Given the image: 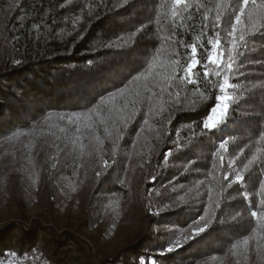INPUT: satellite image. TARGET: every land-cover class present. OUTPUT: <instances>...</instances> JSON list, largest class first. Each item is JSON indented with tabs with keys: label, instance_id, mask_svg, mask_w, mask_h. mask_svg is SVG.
<instances>
[{
	"label": "trees",
	"instance_id": "trees-1",
	"mask_svg": "<svg viewBox=\"0 0 264 264\" xmlns=\"http://www.w3.org/2000/svg\"><path fill=\"white\" fill-rule=\"evenodd\" d=\"M61 191L123 243L21 216L0 264H264V0H0V198Z\"/></svg>",
	"mask_w": 264,
	"mask_h": 264
},
{
	"label": "rangeland",
	"instance_id": "rangeland-1",
	"mask_svg": "<svg viewBox=\"0 0 264 264\" xmlns=\"http://www.w3.org/2000/svg\"><path fill=\"white\" fill-rule=\"evenodd\" d=\"M217 113H220L218 110ZM60 201L53 210L49 209L47 202L42 203V195L31 197L32 200L26 205H17L10 200L0 198V222H6L10 219H19L24 216L26 219H32L37 216H43L48 224H55L64 228L66 223L78 226L81 236L87 239H94L96 236H103L108 248L118 247L123 243L126 231L130 228L126 217L131 216V210L125 212L113 209L114 214L110 213L103 221L95 222V225H83L82 207L80 200L68 196L63 191L59 192ZM73 196V195H72ZM76 198V197H75ZM90 226V227H89Z\"/></svg>",
	"mask_w": 264,
	"mask_h": 264
},
{
	"label": "snow or ice",
	"instance_id": "snow-or-ice-1",
	"mask_svg": "<svg viewBox=\"0 0 264 264\" xmlns=\"http://www.w3.org/2000/svg\"><path fill=\"white\" fill-rule=\"evenodd\" d=\"M253 3V4H255V0H243V5H248L249 3ZM175 3L176 4H180V3H182V0H175ZM240 11L241 12H243L244 11V7H241L240 8ZM217 19H219V17H217ZM240 19H241V17L240 16H236V22H237V24L240 22ZM233 30L235 31L236 30V25H233ZM239 39L242 41V40H244L245 39V37H244V35H241L240 37H239ZM207 59H208V61H210L212 64H217V59H218V56H213V55H209L208 57H207ZM17 63H19V61H17ZM199 66V62H198V60L196 59V48L195 47H193L192 48V60H191V62L188 64V68H187V72L188 73H191L195 68H197ZM217 76H219L220 75V72L219 71H217ZM205 75H210L209 73H205ZM190 78V77H189ZM228 87H230V85L228 84V81L227 80H225L222 84H220V88H221V90H224V89H226V88H228ZM216 99L217 100H219V101H225V100H228L229 99V97H227V96H224V95H221V96H217L216 97ZM221 106L220 105H218L217 106V108H213L212 109V111H213V113H216L217 112V110H218V108H220ZM223 107H227L226 105H223ZM215 123H216V121H215V119H214V117H209L208 118V122H206L205 123V128H212V127H215ZM224 143H221L220 144V148H224ZM230 178L229 177H225V180L227 181V180H229ZM243 179V177L242 176H240L239 174H237L236 175V177H235V182L236 183H238V182H240L241 180ZM250 197H249V195H248V193H244V199L245 200H247V199H249ZM217 207H219V205H217ZM260 216V218L261 219H264V212H261V213H257L256 211H253L252 212V216L253 217H257V216ZM201 220L203 219V217H201L200 218ZM197 223H199V221H197ZM207 226V225H206ZM205 226V227H206ZM205 231V228H198V229H196V231H195V233H194V235H198L199 233H202V232H204ZM176 246H179V242H177V245ZM174 249H173V247H169L168 249H167V251H169V252H171V251H173Z\"/></svg>",
	"mask_w": 264,
	"mask_h": 264
}]
</instances>
